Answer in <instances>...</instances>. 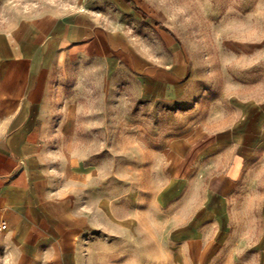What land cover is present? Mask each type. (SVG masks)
I'll list each match as a JSON object with an SVG mask.
<instances>
[{"label": "crops", "instance_id": "1", "mask_svg": "<svg viewBox=\"0 0 264 264\" xmlns=\"http://www.w3.org/2000/svg\"><path fill=\"white\" fill-rule=\"evenodd\" d=\"M127 10L141 16L126 0H82L0 27V244L14 247L19 264H236L264 176V99L236 98V116L215 114L166 137L151 153L160 166L151 178L132 189L119 181L118 194L95 165L68 162V145L55 150L76 130L75 110L59 121L53 93L68 63L130 74L151 102L177 87L182 52L164 36L170 61L159 63ZM53 157L83 177L80 193L55 195Z\"/></svg>", "mask_w": 264, "mask_h": 264}, {"label": "rangeland", "instance_id": "2", "mask_svg": "<svg viewBox=\"0 0 264 264\" xmlns=\"http://www.w3.org/2000/svg\"><path fill=\"white\" fill-rule=\"evenodd\" d=\"M133 1L148 17L139 11L141 16H134L127 10V23L151 42L157 61H170L171 51L166 55L160 49L165 46V37L173 39L182 52L186 69L176 76L177 87L162 93L158 102L147 101L138 96L141 87L134 86L130 74L108 76L103 63L86 60L68 63L53 79L59 121L71 107L76 112L72 141L66 144L63 137L55 150L68 145L64 150L68 162L73 158L80 165H95L110 180L112 194H118L119 181H125L128 189L145 185L144 180L160 167L154 166L151 153L166 137L205 117L214 119L218 114L225 120L236 116V98L264 99V0ZM81 3L0 0V27L35 10H66ZM56 159L52 158L50 167L55 195L69 198L80 193L83 177H70ZM99 184L102 186L95 183V188H100ZM256 187L254 221L243 232L236 264H264V176ZM19 263L14 247L7 250L0 244V264Z\"/></svg>", "mask_w": 264, "mask_h": 264}, {"label": "trees", "instance_id": "3", "mask_svg": "<svg viewBox=\"0 0 264 264\" xmlns=\"http://www.w3.org/2000/svg\"><path fill=\"white\" fill-rule=\"evenodd\" d=\"M126 1H127L129 4L135 6V9H136L137 11L141 12L142 15H143L145 18L148 17V15L142 10V8H140L139 6H137L133 0H126ZM153 21L155 22V25H156L157 27H161V28L167 30V28L164 27V25H162L161 22L156 21V20H153Z\"/></svg>", "mask_w": 264, "mask_h": 264}, {"label": "built area", "instance_id": "4", "mask_svg": "<svg viewBox=\"0 0 264 264\" xmlns=\"http://www.w3.org/2000/svg\"><path fill=\"white\" fill-rule=\"evenodd\" d=\"M7 229V224L5 221H2L0 224V231H5Z\"/></svg>", "mask_w": 264, "mask_h": 264}]
</instances>
